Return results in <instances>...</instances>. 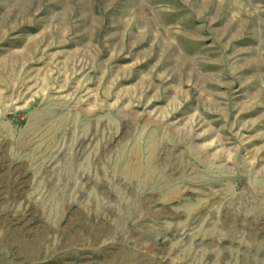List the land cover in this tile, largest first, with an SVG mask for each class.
<instances>
[{
    "label": "rangeland",
    "instance_id": "1",
    "mask_svg": "<svg viewBox=\"0 0 264 264\" xmlns=\"http://www.w3.org/2000/svg\"><path fill=\"white\" fill-rule=\"evenodd\" d=\"M0 264H264V0H0Z\"/></svg>",
    "mask_w": 264,
    "mask_h": 264
}]
</instances>
